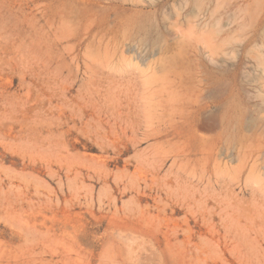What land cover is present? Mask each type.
Segmentation results:
<instances>
[{
  "label": "rangeland",
  "instance_id": "rangeland-1",
  "mask_svg": "<svg viewBox=\"0 0 264 264\" xmlns=\"http://www.w3.org/2000/svg\"><path fill=\"white\" fill-rule=\"evenodd\" d=\"M0 264H264V0H0Z\"/></svg>",
  "mask_w": 264,
  "mask_h": 264
}]
</instances>
